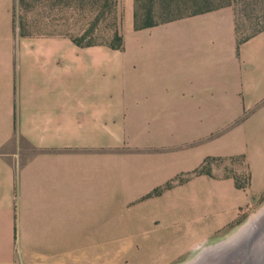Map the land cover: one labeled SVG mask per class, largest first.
I'll return each mask as SVG.
<instances>
[{"label": "crops", "instance_id": "obj_1", "mask_svg": "<svg viewBox=\"0 0 264 264\" xmlns=\"http://www.w3.org/2000/svg\"><path fill=\"white\" fill-rule=\"evenodd\" d=\"M136 1L116 0L117 48L20 33L0 0V264L170 259L141 213L180 199L188 247L245 192L205 160L263 192L264 30L238 43L228 4L136 30Z\"/></svg>", "mask_w": 264, "mask_h": 264}, {"label": "rangeland", "instance_id": "obj_2", "mask_svg": "<svg viewBox=\"0 0 264 264\" xmlns=\"http://www.w3.org/2000/svg\"><path fill=\"white\" fill-rule=\"evenodd\" d=\"M206 8H215L224 4L231 5L235 12L240 34L244 37L264 27V0H209ZM100 5L92 7L89 1L82 0H14L13 13L15 27L20 33H60L75 39H81L83 44H110L113 30L118 28L116 9L111 14L99 18ZM191 2L184 3L172 14L157 15L156 20L192 13L198 10ZM85 31V32H84ZM203 166L205 173L218 171L219 177L234 176L242 184L244 193L236 198L235 205L221 209L220 225L214 230H205L204 237L192 246H176V238L184 225H169L173 221L180 222L185 214L181 211L180 199H167L161 205H152L148 214L141 217L155 219L160 222L151 229L150 237L160 236L165 245L157 246V250H171L170 259L155 261H140L133 264H191L204 253L228 242L244 229L254 217L264 211V190L256 194L250 187L251 178L249 166L240 159L231 161H211ZM264 169V166L252 167ZM225 191V189H224ZM225 194H228L225 192ZM229 193L228 196H231ZM202 199V198H201ZM200 199V200H201ZM173 200V201H172ZM176 201V203H174ZM232 201V200H231ZM220 205H225L221 199ZM166 223H165V222ZM164 222V223H163ZM168 243L171 245H168ZM188 248V249H187ZM187 249V250H186ZM187 252H186V251ZM131 264V263H130Z\"/></svg>", "mask_w": 264, "mask_h": 264}, {"label": "trees", "instance_id": "obj_3", "mask_svg": "<svg viewBox=\"0 0 264 264\" xmlns=\"http://www.w3.org/2000/svg\"><path fill=\"white\" fill-rule=\"evenodd\" d=\"M82 1H89L92 7L100 5L101 8L99 12V18L104 17V15L106 14L113 13V11L116 9V0H82ZM187 2H191L195 6H198L199 7L198 10L192 13H187V14H183L179 16L162 18V19L156 20L157 15L172 14L174 10L180 9V6H182L184 3H187ZM208 2L210 1L209 0H137L136 1L137 12L135 13L134 27L136 30L151 28L157 24H161L169 20H173V19H178L186 15L207 12L213 9V8H206L204 6L208 4ZM235 25H236L238 43L264 30V27H262L259 30H256L255 32L243 37L240 34V29L237 24L236 17H235ZM73 39L78 46L94 45L90 43L83 44L81 39L79 40L75 38ZM108 45L112 47H117V48H120L122 46V38L119 35L117 27L113 30L112 40H111V43ZM207 162L208 160L207 161L205 160V163L203 166H205ZM203 166L197 170V173H205L203 170L204 168ZM235 183H236L237 188H241V189L244 188L242 184L238 183L237 179L235 180ZM158 193L159 191L156 190L153 193V195H158Z\"/></svg>", "mask_w": 264, "mask_h": 264}, {"label": "water", "instance_id": "obj_4", "mask_svg": "<svg viewBox=\"0 0 264 264\" xmlns=\"http://www.w3.org/2000/svg\"><path fill=\"white\" fill-rule=\"evenodd\" d=\"M191 264H264V211L250 227Z\"/></svg>", "mask_w": 264, "mask_h": 264}, {"label": "bare ground", "instance_id": "obj_5", "mask_svg": "<svg viewBox=\"0 0 264 264\" xmlns=\"http://www.w3.org/2000/svg\"><path fill=\"white\" fill-rule=\"evenodd\" d=\"M257 217H258V216L254 217L253 220L250 221V222L248 223V225H247L245 228L250 227V226L252 225V223L257 219ZM243 230H244V229H242L239 233H241ZM233 238H234V237H233ZM233 238H231V239H233ZM220 246H221V245H220ZM218 247H219V246H218Z\"/></svg>", "mask_w": 264, "mask_h": 264}]
</instances>
